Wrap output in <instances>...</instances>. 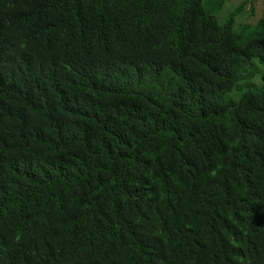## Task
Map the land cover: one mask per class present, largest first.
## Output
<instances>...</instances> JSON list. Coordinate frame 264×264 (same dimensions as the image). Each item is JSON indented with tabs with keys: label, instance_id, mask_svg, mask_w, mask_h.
Returning a JSON list of instances; mask_svg holds the SVG:
<instances>
[{
	"label": "trees",
	"instance_id": "1",
	"mask_svg": "<svg viewBox=\"0 0 264 264\" xmlns=\"http://www.w3.org/2000/svg\"><path fill=\"white\" fill-rule=\"evenodd\" d=\"M204 1L0 0V264H264V16Z\"/></svg>",
	"mask_w": 264,
	"mask_h": 264
},
{
	"label": "rangeland",
	"instance_id": "2",
	"mask_svg": "<svg viewBox=\"0 0 264 264\" xmlns=\"http://www.w3.org/2000/svg\"><path fill=\"white\" fill-rule=\"evenodd\" d=\"M219 0H205L204 6L207 11L211 10V7L213 4L218 2ZM245 3L244 10L240 13V15L237 17V21L235 24L236 31H239L240 26L245 23H250L253 25H256L259 20L264 16V0H226L225 4L220 10L217 20L219 22V25H224L226 21L229 19L230 15L233 14L236 8H238L240 5ZM264 71V65L261 64V71L258 73L257 77L248 83L243 84V88H251V87H257L262 88L263 87V81H262V72ZM226 97H239V92L234 91L227 94Z\"/></svg>",
	"mask_w": 264,
	"mask_h": 264
}]
</instances>
